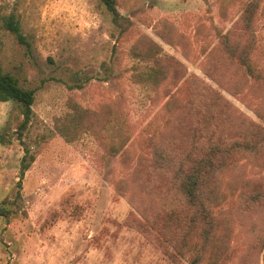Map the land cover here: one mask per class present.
<instances>
[{
  "label": "rangeland",
  "instance_id": "374dc122",
  "mask_svg": "<svg viewBox=\"0 0 264 264\" xmlns=\"http://www.w3.org/2000/svg\"><path fill=\"white\" fill-rule=\"evenodd\" d=\"M117 9L126 29L100 0H0L29 44L0 18V65L35 90L20 138L19 108L0 101V133L11 139L0 144V202L16 201L0 216V264H186L200 241L166 252L175 249L161 220L178 186L156 156L184 152L201 81L235 122L263 123L264 0H117ZM150 70L156 81L142 79ZM24 147L32 161L16 197ZM220 181L225 199L213 211L223 246L208 247L201 264H263L264 199L248 203L245 193H264V147Z\"/></svg>",
  "mask_w": 264,
  "mask_h": 264
},
{
  "label": "trees",
  "instance_id": "16d2710c",
  "mask_svg": "<svg viewBox=\"0 0 264 264\" xmlns=\"http://www.w3.org/2000/svg\"><path fill=\"white\" fill-rule=\"evenodd\" d=\"M111 14L114 24L121 29H126L128 19L117 9V0H100ZM2 27L12 32L15 37L27 45L20 30V24L14 13L0 14ZM230 57L242 65L246 72L254 77H262L253 68L244 53H236L234 49L227 48ZM143 80L156 81V73L150 70L142 75ZM35 90L20 85L18 78L4 71L0 65V101L11 100L19 108L20 119L15 129L16 137L20 138L26 129L31 117V106L34 101ZM194 109L197 116V126L190 129L187 146L182 154H165L156 156L161 168H167L172 174V179L178 186L175 194L176 201L165 206L161 220L169 256L174 252L181 254L189 246L194 236H198L200 244L197 253L190 256L186 264H201L208 247L223 246V239L215 238L219 225L215 221L216 214L213 209L218 207L225 199L221 189V175L234 166L241 158L259 153L264 147V118L263 123H256L241 117H232L229 103L222 95L210 89L202 81L197 84ZM76 114V111H75ZM235 124V136L225 135L224 128L228 124ZM59 131L67 138L72 137L73 130L65 125L59 126ZM10 135L3 131L0 133V144L10 142ZM25 148V147H24ZM29 157V158H28ZM32 156L27 148L20 161L19 176L16 183V197H20L21 179L28 168ZM167 170V171H168ZM177 181V182H176ZM248 203L264 199V193L252 190L245 193ZM15 200L4 199L0 202V216L9 217L16 209L10 205ZM213 246H209V245ZM262 261L264 264V244L262 246Z\"/></svg>",
  "mask_w": 264,
  "mask_h": 264
}]
</instances>
